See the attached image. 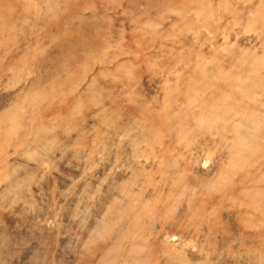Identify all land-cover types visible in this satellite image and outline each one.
<instances>
[{
	"label": "rangeland",
	"instance_id": "374dc122",
	"mask_svg": "<svg viewBox=\"0 0 264 264\" xmlns=\"http://www.w3.org/2000/svg\"><path fill=\"white\" fill-rule=\"evenodd\" d=\"M0 264H264V0H0Z\"/></svg>",
	"mask_w": 264,
	"mask_h": 264
}]
</instances>
